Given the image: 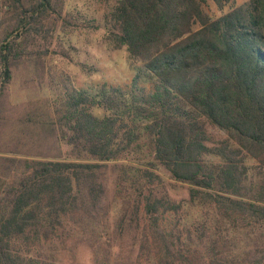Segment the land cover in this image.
<instances>
[{
  "label": "trees",
  "instance_id": "1",
  "mask_svg": "<svg viewBox=\"0 0 264 264\" xmlns=\"http://www.w3.org/2000/svg\"><path fill=\"white\" fill-rule=\"evenodd\" d=\"M61 8L0 0V107ZM103 23L133 76L51 100L73 160L3 187L0 264H264V0H114Z\"/></svg>",
  "mask_w": 264,
  "mask_h": 264
},
{
  "label": "rangeland",
  "instance_id": "2",
  "mask_svg": "<svg viewBox=\"0 0 264 264\" xmlns=\"http://www.w3.org/2000/svg\"><path fill=\"white\" fill-rule=\"evenodd\" d=\"M113 1L62 0L60 15L48 14L45 31L31 35L29 54L12 68L0 107V192L24 160H73L59 134L49 133L55 119L51 100L63 88L91 93L102 83L130 82L133 71L124 48L112 49L104 41L103 14ZM247 1L233 0L237 6ZM210 10L213 16L220 13ZM185 189L175 184L172 198L185 197Z\"/></svg>",
  "mask_w": 264,
  "mask_h": 264
}]
</instances>
